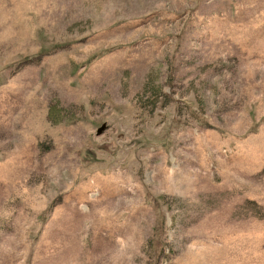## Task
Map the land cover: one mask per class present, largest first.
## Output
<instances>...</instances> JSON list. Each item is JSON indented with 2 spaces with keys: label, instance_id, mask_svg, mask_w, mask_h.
Returning a JSON list of instances; mask_svg holds the SVG:
<instances>
[{
  "label": "rangeland",
  "instance_id": "rangeland-1",
  "mask_svg": "<svg viewBox=\"0 0 264 264\" xmlns=\"http://www.w3.org/2000/svg\"><path fill=\"white\" fill-rule=\"evenodd\" d=\"M0 264H264V0H0Z\"/></svg>",
  "mask_w": 264,
  "mask_h": 264
},
{
  "label": "water",
  "instance_id": "water-1",
  "mask_svg": "<svg viewBox=\"0 0 264 264\" xmlns=\"http://www.w3.org/2000/svg\"><path fill=\"white\" fill-rule=\"evenodd\" d=\"M99 131V130H98Z\"/></svg>",
  "mask_w": 264,
  "mask_h": 264
}]
</instances>
